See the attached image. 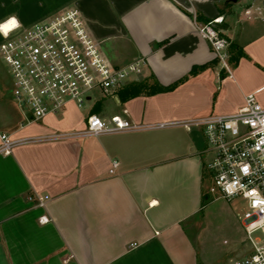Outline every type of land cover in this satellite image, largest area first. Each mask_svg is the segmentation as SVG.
Segmentation results:
<instances>
[{"label":"crops","instance_id":"1","mask_svg":"<svg viewBox=\"0 0 264 264\" xmlns=\"http://www.w3.org/2000/svg\"><path fill=\"white\" fill-rule=\"evenodd\" d=\"M262 4L0 0V44L14 25L25 29L73 8L111 64L143 60L141 75L112 93L95 91L85 110L70 102L33 121L15 100L0 59V135L21 141L0 155V264H226L248 255L246 234L224 245L206 225L209 205L218 199L209 193L207 142L202 128L181 122L233 113L251 93L264 107ZM218 16H224V34L243 51L231 62L232 78L197 30V21ZM11 19L16 23L5 31ZM139 81L174 87L120 96ZM92 115H121L148 127L48 139L83 130ZM114 159L119 165L111 173ZM31 195L49 198L38 205Z\"/></svg>","mask_w":264,"mask_h":264},{"label":"built area","instance_id":"2","mask_svg":"<svg viewBox=\"0 0 264 264\" xmlns=\"http://www.w3.org/2000/svg\"><path fill=\"white\" fill-rule=\"evenodd\" d=\"M245 13L252 17L250 8ZM223 23L224 16L196 22L199 34L217 54L220 67L232 78L231 40L223 32ZM0 59L12 78L15 100L33 121L59 113L70 102L81 107L95 91L112 93L143 73V60L122 66L111 64L89 33L81 13L73 8L25 29L12 26L0 44ZM181 124L189 129H203L209 154V193L241 202L237 214L251 251L226 264H264V107L251 93L233 113L213 114ZM147 127L121 115L110 119L92 115L83 130L57 133L48 139L90 137ZM19 142L1 134L0 155L9 154ZM118 165L119 160L114 159L110 172ZM48 198L28 197L38 205H44Z\"/></svg>","mask_w":264,"mask_h":264},{"label":"rangeland","instance_id":"3","mask_svg":"<svg viewBox=\"0 0 264 264\" xmlns=\"http://www.w3.org/2000/svg\"><path fill=\"white\" fill-rule=\"evenodd\" d=\"M96 93H93V97L99 95ZM88 104L86 101L81 109L85 110ZM240 204L239 200L229 202L223 198H218L209 205L206 225L209 229L217 232L218 239H222L224 245L233 239L245 237L246 233L241 225V221L234 214V211L238 212L241 209Z\"/></svg>","mask_w":264,"mask_h":264},{"label":"trees","instance_id":"4","mask_svg":"<svg viewBox=\"0 0 264 264\" xmlns=\"http://www.w3.org/2000/svg\"><path fill=\"white\" fill-rule=\"evenodd\" d=\"M198 19H200L198 17ZM229 52H230V61L234 64L237 62L240 56L243 55V51L240 47H238L235 43H231L229 47ZM195 72V71H193ZM173 86L169 87H160V88H155L152 85H149L148 81H139V82H134L126 85L123 87L120 91L119 94L120 96L124 99L127 97H132L135 95H138L143 92H148V93H154L158 91H165V90H171L173 89Z\"/></svg>","mask_w":264,"mask_h":264},{"label":"bare ground","instance_id":"5","mask_svg":"<svg viewBox=\"0 0 264 264\" xmlns=\"http://www.w3.org/2000/svg\"><path fill=\"white\" fill-rule=\"evenodd\" d=\"M16 21L15 19H11L9 22H6L4 25H3V29L5 31H7L9 29V27H11V25L15 24Z\"/></svg>","mask_w":264,"mask_h":264}]
</instances>
